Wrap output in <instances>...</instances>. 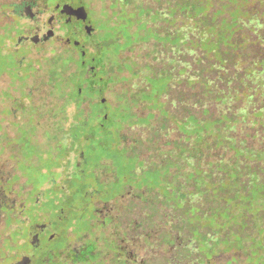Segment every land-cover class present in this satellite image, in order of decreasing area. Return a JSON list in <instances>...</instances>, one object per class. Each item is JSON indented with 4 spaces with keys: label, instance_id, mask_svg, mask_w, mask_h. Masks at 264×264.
Listing matches in <instances>:
<instances>
[{
    "label": "trees",
    "instance_id": "obj_1",
    "mask_svg": "<svg viewBox=\"0 0 264 264\" xmlns=\"http://www.w3.org/2000/svg\"><path fill=\"white\" fill-rule=\"evenodd\" d=\"M87 6L97 20L93 23L95 39L89 43L93 51L85 61L78 48L48 45L51 55L34 60L38 67L30 64L31 77L44 74L56 102L34 108L33 124L26 126V136L17 146L22 154L27 146L50 148V160H58L55 168L64 160L73 165V172L57 186L65 198L57 201L58 209H64V214L77 211V218H72L78 230L88 229L93 219L98 220V210L90 201L96 191L80 181L88 176L84 167L92 160L90 183L106 187L114 179L113 172L109 181L102 177L101 167L110 161L97 151H106L109 140L111 144L117 141L118 146L133 149L128 155L134 164L151 170L137 191H147L145 201L158 197L146 206L152 208L150 214L157 223L163 219L168 224L161 232L162 240L168 242L162 245L176 246L174 258L163 264H211L224 254L263 262L264 165L252 156L264 157V0H87ZM4 14L0 9V19ZM87 65L95 70L90 80L86 79ZM117 85L125 89L113 107L122 100L132 126L157 135L170 127L179 132L173 148L161 151L158 161L141 159L138 148L143 147V139H135L132 146L123 143L121 131L127 127L120 123L118 128H110L112 117L101 103L91 110L96 124L85 128L87 110L82 104L91 95L97 98ZM138 92L157 97L164 116L155 112L156 120L136 124L141 119L135 113L136 106H141L134 99ZM70 117L75 121L66 127ZM43 119L46 125L42 127ZM39 131L47 147L36 140ZM259 138L263 142L256 146ZM89 140L93 143L84 148ZM61 149L66 154L59 158ZM216 150L223 157L210 161ZM71 152L78 153V163L68 158ZM116 158L112 156V161ZM132 171L125 184L137 174ZM110 185L96 192L108 194L112 198L107 197L108 202L127 192ZM73 192L82 193L78 209ZM165 208L173 217L165 216ZM108 214L110 221L101 219L102 225L115 228L119 217ZM94 252L96 248L89 253Z\"/></svg>",
    "mask_w": 264,
    "mask_h": 264
},
{
    "label": "rangeland",
    "instance_id": "obj_2",
    "mask_svg": "<svg viewBox=\"0 0 264 264\" xmlns=\"http://www.w3.org/2000/svg\"><path fill=\"white\" fill-rule=\"evenodd\" d=\"M29 1L30 0H11V2L18 6V14L21 12V9L23 12L24 4ZM31 15L33 16V14ZM40 17L43 20H46L48 15L40 14ZM90 20L96 25L97 20L94 13L90 12ZM27 22L29 23V21ZM1 32L2 31L0 30V33ZM3 38L4 37H0V193L2 192L1 195L3 194V197L0 196V205L2 204L0 209V244L4 242L6 237L7 241L10 239L11 242H16L18 238H25L26 236L25 228H21L20 232L9 231L12 224L10 214L13 212V208L11 209L9 203L10 199L16 201L18 199H23L27 204H31L34 199L38 198L42 205L52 207L55 201L59 202L65 199L61 197V192L57 186L60 187V185L64 183L65 178L73 172V165L68 162L66 163V160H64L61 167L55 168L59 164H56L58 160L56 162L53 159L50 160V148L47 150L41 148V150L36 146L37 150L33 146H27L23 148L25 154H22L23 151L21 153L20 150H18L17 146L20 144L21 137L23 135L25 137V132L28 131L26 129L29 127L26 128V126L33 124L32 115L35 111L34 108H39L41 105L50 106L56 102L52 94L49 93L47 78L44 77L42 71L39 73H42L43 75L38 77L37 75L31 77L29 74V72L32 73L33 71L30 64L34 63V60H39L45 55H51V49L45 47L39 52L33 51L30 57L26 58L29 60H19L20 62L23 61L19 64V62H17L18 56L21 54H27L30 50L29 46L23 45L18 53L6 52L2 48ZM7 43L9 44L11 42L9 41ZM54 47L60 48V45ZM35 64L36 63L33 65ZM37 65L38 64H36V67H38ZM119 79L120 78H118V80ZM123 89H125V86H114L109 91H105V94L101 97V99H104L106 103L111 106H108L104 111L112 117L111 122H109L108 125H110V128H118L120 123L121 125H125L127 128H124L121 131L123 143L132 146L136 144L135 139H143V147L138 148L141 159L146 160L147 163L153 160L158 161L157 156L161 154V151H169L173 148V144L180 134L174 127H170V129L166 131L159 130V134L157 135L151 134L152 132L145 128L132 126L133 121H128L130 118L127 115L128 109L124 106V102L118 99V105L113 107L117 104V95L122 93ZM262 89L264 94V86ZM134 99L140 100L141 103V106H136L135 109L136 115L141 117V119L136 120V124L144 125L150 121L156 120V113L164 116V111L161 106L162 103L157 97L148 98L143 92H138ZM135 103L137 102H134V104ZM144 104H146V110L142 106ZM136 105H139V103ZM73 107L75 106L73 105ZM83 108L87 110L85 121L87 127L85 128L94 126L96 124V118L91 110H96L97 107H94V105L89 106L88 101H86ZM122 111L124 112L122 113ZM73 121H75L74 117H70L66 127H68ZM154 124L157 125V123ZM45 125L46 119H43L42 127ZM42 133L46 136V132ZM261 135L264 136V133ZM104 139L108 140L106 138ZM36 140L40 142L43 148L47 147L46 140L43 138L40 131L36 135ZM66 141H68V138ZM111 142L112 141L110 140L107 142L109 148L106 151L98 149L97 153L101 155L102 159L110 161L108 165L101 167L102 171L105 172L102 177L105 181H109L113 179L111 173L113 172L114 179L106 187L98 186L94 182L90 183L91 164H94V160H92L88 166L84 167L86 171L85 174L88 175V178L86 177L87 179H82L80 183L88 182L90 188H93L96 192L107 190L110 184L117 189L122 187V189H126L127 192L117 198V200L109 202L107 205L103 203L98 205V211L101 217L110 212V214L119 217V219L118 222L115 223V228L110 226L106 228L107 233L105 235L102 234L103 240L100 239V241L96 243L91 240L86 242V248H84L79 254L80 261H85V264H123V261L121 263L120 259H118L120 261L116 260L114 254L111 253V251H114L113 248L115 247V244H118L124 248V261L126 264L166 263L174 258L176 246L162 245V243L167 244L168 242L162 240L164 234H161L162 230L167 227L166 225L168 224L163 223V219H160V222L157 223V218L150 214L152 208L146 206L147 203L154 204L157 202L158 197H149L148 201H145L143 199L145 196H148L147 191H137L144 186V182L148 179L151 170L144 168L141 164H134L130 160L128 151H132V148L122 147L123 144L118 146L117 141L112 144ZM262 142L263 141L259 138L254 144L258 146L257 144L261 145ZM92 143L93 141L89 140L84 143L83 146L86 148ZM234 151L235 154H239L238 150L234 149ZM65 154L66 150L61 149L58 156L60 158ZM212 154V157L209 159L210 161H217L221 159V156L223 157L222 152L219 150L214 151ZM115 155H117L116 161H112V156ZM229 157L230 155L227 156V158ZM252 157L255 160H258L256 163H262V165H264V157H262V155L255 154ZM68 158L75 163L79 162V155L77 152H71ZM132 170H136L137 174L135 173L134 176L132 175L125 184L124 179L130 175ZM53 171L59 172L60 174L56 175ZM54 182L57 185H55ZM96 192H92L90 195L91 202L97 199L102 201L109 200V198L112 199L108 194H98ZM71 197L74 199L73 201H75L76 209H78L79 204L77 203L82 200V193L73 192ZM10 202L12 203V201ZM18 202H20V200H18ZM160 203L164 206L163 202ZM110 207H112V209H110ZM165 209L167 211L165 216L167 218L173 217L171 213L172 211L170 212L168 208ZM32 212L33 208H29L27 214L31 215ZM67 214H69L71 218H77L78 215L77 211L70 212V210H67ZM86 216L88 218L90 216V207L86 209ZM120 217L123 218V222L122 220L120 221ZM105 218V221L109 222L111 216L108 214ZM93 221L99 223V220L97 219H93ZM152 221H155L156 223H153ZM79 229H81V227ZM54 230H56V228ZM59 230L60 229L56 231ZM158 237L161 242L156 241ZM63 242L64 238L62 237H59L56 240L57 245H61ZM178 242H180V240H178ZM94 248H96V252H94V255H91L89 252ZM104 252L106 256H103ZM2 254L3 251L0 250V256ZM233 255L238 256L239 258L231 259ZM229 259L231 260L229 261ZM211 264H264V261H257L256 259H251L247 256L242 257L239 254H224L216 258Z\"/></svg>",
    "mask_w": 264,
    "mask_h": 264
},
{
    "label": "flooded vegetation",
    "instance_id": "obj_3",
    "mask_svg": "<svg viewBox=\"0 0 264 264\" xmlns=\"http://www.w3.org/2000/svg\"><path fill=\"white\" fill-rule=\"evenodd\" d=\"M0 9L5 13L0 19L2 31L0 37H4L3 50L18 53L23 45L29 46L30 50L27 54L18 56L19 64L23 62L19 60H29L26 58L30 57L33 51L39 52L48 45L78 48L82 60L93 51L89 43L95 39V30L90 20L87 0H30L24 4L23 12L21 9L19 14L18 6L11 0H0ZM40 14H47V19L43 20ZM9 27L13 29L7 33L5 29ZM48 32L52 33L49 37H47ZM9 41L11 43L8 44ZM94 71L93 67L86 66L87 80L93 77ZM103 94L98 95L97 98L94 94L91 95L87 100L89 106L99 103L104 109L110 106L101 99ZM1 193L0 196L3 197ZM18 200H9L11 209L13 208L10 214L12 224L9 231L20 232L21 228H25L26 236L18 238L16 242H11L10 239L7 241V237L4 239V242L0 244V250L3 251L0 264H85V261H80L79 254L86 248V242L89 240L99 242L100 239L103 240L102 234L107 233V227L101 222V219H106L107 213L101 217L98 211L95 218H98L99 223L92 222L88 229L78 230L76 220L69 214H64V209H58L57 201L49 207L42 205L38 198L31 204H27L23 199ZM100 203L107 205L109 202L93 200L91 207L98 210ZM69 207L71 209V206ZM29 208H33L31 215L27 214ZM55 228L60 230L56 231ZM59 237L64 238L61 245L56 244ZM113 250L111 253L116 260L120 259L121 263L123 261V264H126L124 248L115 244ZM103 256H106L105 252Z\"/></svg>",
    "mask_w": 264,
    "mask_h": 264
},
{
    "label": "water",
    "instance_id": "obj_4",
    "mask_svg": "<svg viewBox=\"0 0 264 264\" xmlns=\"http://www.w3.org/2000/svg\"><path fill=\"white\" fill-rule=\"evenodd\" d=\"M81 11H82V10H81ZM77 13H78V12H77ZM77 13H76V14H77ZM51 34H52L51 32H48V34H47L48 36H47V37H49ZM76 44L78 45V43H76Z\"/></svg>",
    "mask_w": 264,
    "mask_h": 264
}]
</instances>
